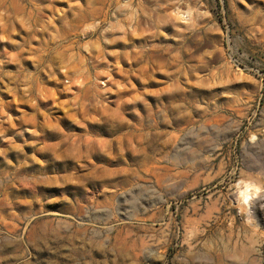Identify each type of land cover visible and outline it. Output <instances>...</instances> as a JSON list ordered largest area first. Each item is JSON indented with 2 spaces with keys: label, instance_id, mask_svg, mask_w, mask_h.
<instances>
[{
  "label": "rangeland",
  "instance_id": "1",
  "mask_svg": "<svg viewBox=\"0 0 264 264\" xmlns=\"http://www.w3.org/2000/svg\"><path fill=\"white\" fill-rule=\"evenodd\" d=\"M0 264H264V0H0Z\"/></svg>",
  "mask_w": 264,
  "mask_h": 264
}]
</instances>
